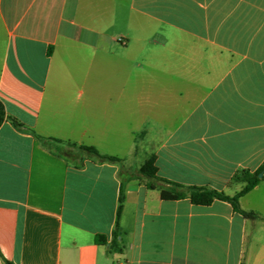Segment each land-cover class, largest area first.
I'll return each mask as SVG.
<instances>
[{"label":"crops","instance_id":"crops-1","mask_svg":"<svg viewBox=\"0 0 264 264\" xmlns=\"http://www.w3.org/2000/svg\"><path fill=\"white\" fill-rule=\"evenodd\" d=\"M0 105V264H264V0H0Z\"/></svg>","mask_w":264,"mask_h":264},{"label":"trees","instance_id":"trees-1","mask_svg":"<svg viewBox=\"0 0 264 264\" xmlns=\"http://www.w3.org/2000/svg\"><path fill=\"white\" fill-rule=\"evenodd\" d=\"M4 116V111L2 109V106L0 105V119ZM12 123L16 126H19V124L11 119ZM33 133V132H32ZM36 139L40 141V143L51 150L53 153H55L58 156H64L68 160H72L71 157L73 156V152L70 149H74L78 151L79 153H83L86 157L91 158L92 160L100 163H117L120 162V159L100 154L95 148L90 146H83V145H76L74 143L69 142H62L57 139H46L42 138L35 133H33ZM60 144H63L67 148L65 149L60 147ZM77 167L81 166V162L76 164ZM261 169H264V164L262 165ZM138 173L147 181V187L148 188H154L152 181L158 180L162 182L163 184H166L165 186H162L159 188V196L162 199L166 200H178L182 198H188L189 201L194 205H209L214 200H221L228 202L233 211L241 214L245 218H254L253 212H245L240 209L238 199L244 195L246 192H248L257 182V174L250 175L247 172H242L240 175H235L233 180L236 182L243 183V187L239 192H237L233 196H227L222 192H218L216 190L212 189H206V188H197V187H185L178 185L176 183H170L167 181H164L162 179H159L156 176V169L153 165L152 159L146 160L138 169ZM124 200V185L121 182L118 198H117V209H116V220L114 223V229L111 234V240L110 242H106V239L102 235H98L95 237V241L100 244H106L107 245V252H120L121 246L120 241L118 239L119 236V226L117 222V217L120 213L122 203ZM6 264H10L6 262Z\"/></svg>","mask_w":264,"mask_h":264},{"label":"rangeland","instance_id":"rangeland-1","mask_svg":"<svg viewBox=\"0 0 264 264\" xmlns=\"http://www.w3.org/2000/svg\"><path fill=\"white\" fill-rule=\"evenodd\" d=\"M139 79H140V83H142V82H144L143 80L145 79V76L140 75V76H139Z\"/></svg>","mask_w":264,"mask_h":264},{"label":"water","instance_id":"water-1","mask_svg":"<svg viewBox=\"0 0 264 264\" xmlns=\"http://www.w3.org/2000/svg\"><path fill=\"white\" fill-rule=\"evenodd\" d=\"M259 177H260V174H259Z\"/></svg>","mask_w":264,"mask_h":264}]
</instances>
